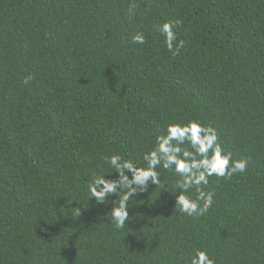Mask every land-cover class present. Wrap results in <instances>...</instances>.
<instances>
[{
    "label": "trees",
    "instance_id": "1",
    "mask_svg": "<svg viewBox=\"0 0 264 264\" xmlns=\"http://www.w3.org/2000/svg\"><path fill=\"white\" fill-rule=\"evenodd\" d=\"M189 119L246 170L209 177L213 205L189 217L160 168L165 185L115 227L116 197L88 191L112 171L105 157L146 166L166 125ZM196 249L264 264V0H0V264H190Z\"/></svg>",
    "mask_w": 264,
    "mask_h": 264
},
{
    "label": "clouds",
    "instance_id": "2",
    "mask_svg": "<svg viewBox=\"0 0 264 264\" xmlns=\"http://www.w3.org/2000/svg\"><path fill=\"white\" fill-rule=\"evenodd\" d=\"M129 10V15H132ZM181 23L179 20L164 21L159 31L164 35V44L173 55L179 53L184 41L177 42L174 28ZM133 43L144 44L145 34L137 31L132 36ZM29 78L25 79V83ZM143 160L146 166H137L133 161L124 159L120 154L113 153L105 157L106 163L116 173L113 179L105 178V172L94 175L88 185L89 197L97 203L104 204L109 196H115L111 208L105 214L117 228H124L127 220L129 200L138 193L147 190L149 183L162 188V172L158 169L174 172L179 178L175 181V203L173 209L189 217L203 215L213 205V191H205L203 186L209 183L211 176L230 178L242 173L248 166L247 159H233L232 154L222 147L218 133L211 125L199 120L189 119L186 122H170L164 134L157 135L155 147L145 152ZM130 173V175H129ZM195 190L194 198L189 193ZM114 202V203H113ZM79 215V210H78ZM190 264H215L208 253L196 249L190 257Z\"/></svg>",
    "mask_w": 264,
    "mask_h": 264
}]
</instances>
